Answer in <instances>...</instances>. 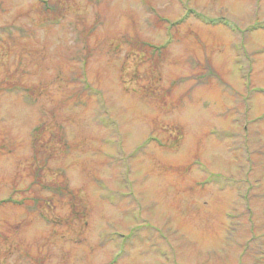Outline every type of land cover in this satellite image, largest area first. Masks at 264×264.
Here are the masks:
<instances>
[{"label": "rangeland", "instance_id": "obj_1", "mask_svg": "<svg viewBox=\"0 0 264 264\" xmlns=\"http://www.w3.org/2000/svg\"><path fill=\"white\" fill-rule=\"evenodd\" d=\"M0 264H264V0H0Z\"/></svg>", "mask_w": 264, "mask_h": 264}, {"label": "trees", "instance_id": "obj_2", "mask_svg": "<svg viewBox=\"0 0 264 264\" xmlns=\"http://www.w3.org/2000/svg\"><path fill=\"white\" fill-rule=\"evenodd\" d=\"M146 47H148V46H150V43H147V44H145V43H143Z\"/></svg>", "mask_w": 264, "mask_h": 264}]
</instances>
